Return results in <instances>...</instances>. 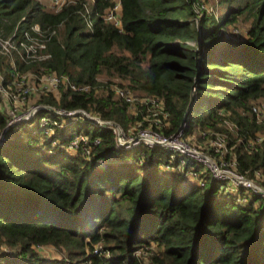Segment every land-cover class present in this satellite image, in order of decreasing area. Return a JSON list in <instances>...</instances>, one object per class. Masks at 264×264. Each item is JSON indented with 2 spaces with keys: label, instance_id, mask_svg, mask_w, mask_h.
<instances>
[{
  "label": "trees",
  "instance_id": "trees-1",
  "mask_svg": "<svg viewBox=\"0 0 264 264\" xmlns=\"http://www.w3.org/2000/svg\"><path fill=\"white\" fill-rule=\"evenodd\" d=\"M197 2L121 0L119 27L105 18L112 0H75L59 10L40 0H0L1 36L21 38L36 23L55 30L48 58L0 51V70L6 83L28 69L77 83L96 84L103 75L106 86L118 77L163 101L170 112L164 133L185 122V138L226 134L228 157L264 184V141L249 145L264 132V118L251 110L264 101V0H219L222 15L198 13ZM234 24L244 26L239 37L228 34ZM38 101L86 108L125 126L136 117L113 91L62 87L59 98L50 92ZM42 117L57 121L49 124L54 133ZM9 120L0 106V264H264V195L227 190L206 171L201 184L166 167L164 146L119 148L110 128L88 118L42 108L31 119ZM80 130L101 138L91 157L67 147ZM41 245L65 255L43 254Z\"/></svg>",
  "mask_w": 264,
  "mask_h": 264
},
{
  "label": "built area",
  "instance_id": "built-area-1",
  "mask_svg": "<svg viewBox=\"0 0 264 264\" xmlns=\"http://www.w3.org/2000/svg\"><path fill=\"white\" fill-rule=\"evenodd\" d=\"M75 0H50L51 8L54 10L61 9L64 5ZM113 4L105 13V18L113 21L119 27H122V19L119 13L121 0H112ZM198 13L203 14L205 11L214 12L212 5L200 3L195 4ZM31 30H25L22 37L18 38L16 33L8 36L0 35V51L11 57L17 52L24 60L31 59L43 60L50 56L47 49V40L55 30L47 32L36 23ZM122 29V28H120ZM229 36L239 37L242 31L239 27H232ZM227 34V35H228ZM29 72L16 71L11 82H5V75L0 72V93L5 94L14 102L8 112L10 114L9 125L17 121L31 119L42 108L51 109L61 117H69L73 119L88 118L93 120L98 126L110 128L115 136L116 144L119 148L130 149L134 146L144 144L150 148L155 145L164 146L170 153V163L166 167L183 171L186 175L197 178L201 184L205 183L201 172L210 173L215 179L223 182V186L227 190L240 191L241 189H250L253 192L264 195V184L237 168L236 157H228L231 153L228 146L226 134L219 131H203L202 136L205 138V148L202 145L195 144L191 139L185 138L183 133L186 126L183 125L168 134L164 133L163 127L169 124L170 112L166 109L163 101L152 95L140 94L130 86L114 83L110 87L117 99L123 100L128 106V110L134 116L141 115V118L130 120L125 126L115 119L102 117L96 112L87 110L86 108L68 109L61 106L51 105L49 103L29 104L30 94L33 85L30 83ZM40 89L44 94L50 92H59L62 87L70 88L81 93H89L94 91L99 84L77 83L67 74H60L56 71H45L37 75ZM108 87V86H107ZM29 104L27 107L25 105ZM258 121L264 118V101L254 102L251 107ZM49 124H57L53 118L42 117L41 125L47 127V132L54 133V126ZM232 130L236 131L233 123H229ZM64 125V124H62ZM7 126V127H8ZM264 141V132H258L249 141V145L254 146L255 143ZM99 136H91L83 131H75L70 138L67 147L70 150L80 152L81 154L91 157L95 145L100 144ZM200 166V168L197 167ZM257 174H260L257 171ZM241 201H247V196L241 194ZM97 250V249H96Z\"/></svg>",
  "mask_w": 264,
  "mask_h": 264
},
{
  "label": "rangeland",
  "instance_id": "rangeland-1",
  "mask_svg": "<svg viewBox=\"0 0 264 264\" xmlns=\"http://www.w3.org/2000/svg\"><path fill=\"white\" fill-rule=\"evenodd\" d=\"M40 1L43 2L44 4H46L47 6L51 7L50 6L51 5L50 0H40ZM198 1L200 3L212 5L213 6L212 8L214 9L215 14L222 15L224 13L225 8L222 6L221 3H219V0H198ZM230 27L231 28L232 27H239L241 30H244V26L240 25V24L239 25L234 24V25H231ZM192 43L196 44L195 41ZM0 72H2V71L0 70ZM27 72H29V74H30V76H29L30 83L33 85V90L30 94V98H29L28 103L29 104H37L39 102L38 99L40 97H42V95L44 94V92H42L40 89L41 86L39 85L38 78H37V75H40V72H37L33 69H28ZM120 80L121 79L118 77L113 78V81H115L116 83H119ZM106 81H108V78L106 76L102 75L99 77V84L100 85H98L96 87V93L103 94V93H108L109 91H111L110 87L106 86ZM114 83L110 84V86L111 85L113 86ZM52 93H54V95L57 98H59V92H52ZM13 104H14V102H13V100H11V98H9V96L0 93V106L1 107H4L5 109L9 110L11 107L14 106ZM29 104L26 103L25 107H27ZM198 134H199L198 131H196L195 134L189 136L188 139L193 140V142L195 144L202 145L205 148L206 143H204V142L206 141V137L205 138L203 137L202 139H200L198 137ZM243 190L248 194V196L249 195H250V197L253 196V192H251L250 189H243ZM37 248L43 254L54 255V256L65 255V253L62 252V250H60L59 248L52 246V245H41V246H38Z\"/></svg>",
  "mask_w": 264,
  "mask_h": 264
},
{
  "label": "water",
  "instance_id": "water-1",
  "mask_svg": "<svg viewBox=\"0 0 264 264\" xmlns=\"http://www.w3.org/2000/svg\"><path fill=\"white\" fill-rule=\"evenodd\" d=\"M7 128H8V127H6V129L3 131L2 138H4L5 131L7 130Z\"/></svg>",
  "mask_w": 264,
  "mask_h": 264
}]
</instances>
